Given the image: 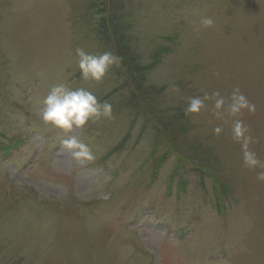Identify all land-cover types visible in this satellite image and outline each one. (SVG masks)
I'll return each instance as SVG.
<instances>
[{
    "label": "rangeland",
    "instance_id": "374dc122",
    "mask_svg": "<svg viewBox=\"0 0 264 264\" xmlns=\"http://www.w3.org/2000/svg\"><path fill=\"white\" fill-rule=\"evenodd\" d=\"M94 1L0 0V264H264V167L246 166L233 138L240 120L264 164V0ZM108 12L128 43L125 80H144L148 113L133 121L122 108L131 81L111 96V66L100 81L78 67V48L109 52L95 35ZM59 83L107 96L112 117L83 133L46 124L42 101ZM235 89L251 108L231 115ZM214 92L219 118L215 99L185 115L190 98ZM71 135L94 161L62 149ZM183 159L212 164L222 185L184 172Z\"/></svg>",
    "mask_w": 264,
    "mask_h": 264
},
{
    "label": "clouds",
    "instance_id": "9594fccd",
    "mask_svg": "<svg viewBox=\"0 0 264 264\" xmlns=\"http://www.w3.org/2000/svg\"><path fill=\"white\" fill-rule=\"evenodd\" d=\"M202 24L209 27L213 24L210 17H204ZM78 56V67L83 79L100 81L112 65L121 63V57L110 52H104L100 55L89 54L82 48L76 50ZM215 99L214 108L219 118L221 110L225 104L223 97L219 92H214L211 96L205 94L203 99L200 97L190 98L188 106L184 109L185 115L199 113L205 107V100ZM232 103L229 105V114L236 115L244 108H251L247 98L235 89L232 94ZM101 117H112V106L108 102L101 103L95 94L85 88L72 89L64 83L53 86L42 101L41 119L47 124L71 132L74 127H82L90 120L95 122ZM220 127H216L214 132L219 134ZM246 126L240 120H236L233 126V138L242 140L244 149V164L249 168L257 166L264 167V164L256 157V154L248 150L250 137L245 136ZM62 149L67 150L72 159L77 163L84 161H94L95 156L90 147L78 140L76 136L71 135L61 141ZM258 180H264V171L257 173Z\"/></svg>",
    "mask_w": 264,
    "mask_h": 264
},
{
    "label": "trees",
    "instance_id": "16d2710c",
    "mask_svg": "<svg viewBox=\"0 0 264 264\" xmlns=\"http://www.w3.org/2000/svg\"><path fill=\"white\" fill-rule=\"evenodd\" d=\"M96 1H94L92 3L91 8H94L95 5H96V3L97 4L101 3V5H103L104 1L105 2L107 1V8H108V10H111L112 9L111 5H112L113 2L111 0H96ZM115 5H116V3H115ZM102 7L103 8L101 9V6H100V13L98 15L103 14V12H102L103 10L104 11L106 10V12H107V8H105L104 6H102ZM107 15L108 16L105 19H104L103 16L100 17V22L98 21V23H99L98 25L95 23L96 26H97L96 27V30H95V32H96L95 35L98 38L101 39V42H102L101 44L105 47V50H108L110 53H112L114 55H118L119 57L122 58L121 59V63L119 64V66L112 65L111 68H110L112 70V73H114V75H115L116 82H118L119 85H116V87H114V88H110V90H108L107 93L110 94L111 96H116V94H119L120 93L122 95L121 97H124V96L127 95V94H124L125 90L127 88H129L128 81L129 82L131 81V85H132L131 88L132 89H130L128 97L125 98L126 101L122 103V108L125 109V110H128L127 111L128 113L129 112H135V113H132L133 114L132 121H133L134 119H137V118H139L141 116L139 114L137 115L136 113H140L143 116H147V113H148V111L145 108H143V109L141 108V105H143V101H141L139 99L140 100V103H139L138 100H137V97L138 96L140 97V95L138 93L143 94V92L140 91V90H143V89H140V88L142 87L144 80L142 79V77L140 78L141 79V82L138 81L137 79L134 80V81L133 80H129V79L127 81L125 80L126 75H128L127 68L130 66V64H129L130 63V60L132 61L131 58H128L126 56L127 55L126 53H127V45H128V43H126V40L123 39L124 37L123 38L121 37V34H123V32H122L119 24L116 23L117 22V19L115 18L114 14H111L110 15V13L108 12ZM182 21H184V20L183 19L179 20L178 21V24H181L180 22H182ZM99 32L101 33L100 35H99ZM170 38L171 37L168 36V38H166V40L167 41L168 40L170 41ZM162 51L164 53H169L168 48H162ZM163 52H161L159 54L158 51H155V54H156L155 58L157 59L159 57V55H161ZM106 97L107 96H105V98L103 99V101H101V103H103L105 101L106 102L108 101V100H106ZM145 97H147V96L142 95L141 96V99L144 100ZM122 101H124V100H122ZM152 104H153V102L148 101L147 102L148 108L151 107ZM86 125L87 124H85L82 127H78V128L75 127L76 133H79V132H82L83 133V132H85V131H83V129H84V127ZM161 139L162 138H160L159 140L157 139V140L160 141ZM155 142H156V139L154 141V148H156ZM114 148H112L108 152V155L111 152H113ZM167 153H165L164 155H162L158 160L159 161H164L165 159L172 158L171 157L172 154H170V155L167 156ZM180 167L181 168L183 167L182 169H183L184 172H187L188 171L189 173H196V174H198L199 176L202 177V179H200V180L207 181V179H208L209 182L213 185L214 188L217 187V183H219L218 184L219 186H221L222 183H223V182H218L217 177H215V173H214L212 164L206 165V162H200L199 164H191L190 167L187 168L186 167V164L184 162V159H183V161L180 162ZM222 190L225 191L226 188L223 187L220 190H217L216 189L215 194L217 196V201L218 202L221 201L222 194L225 193Z\"/></svg>",
    "mask_w": 264,
    "mask_h": 264
}]
</instances>
